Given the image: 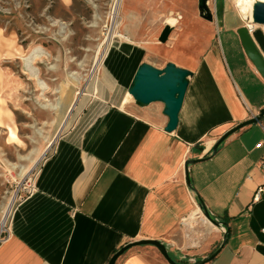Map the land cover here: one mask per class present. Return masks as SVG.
<instances>
[{
	"label": "crops",
	"instance_id": "obj_1",
	"mask_svg": "<svg viewBox=\"0 0 264 264\" xmlns=\"http://www.w3.org/2000/svg\"><path fill=\"white\" fill-rule=\"evenodd\" d=\"M213 17L216 32L201 57L198 48L181 45L171 61L193 74L175 130L165 131L156 102L109 108L78 135L59 140L8 218L0 264H108L130 242L155 240L168 248L177 234L183 251L197 253L178 262L195 264L219 248L224 232L222 249L207 264H264V147L256 148L264 142V116L211 155L226 131L264 109V80L236 33L249 28L247 20L222 0H215ZM138 51L125 41L112 54L129 62ZM109 69L129 88L136 70ZM201 157L188 166L193 193L184 164ZM198 199L226 223L217 234L201 220ZM188 220L194 233L183 224ZM160 256L153 246H135L115 264H167Z\"/></svg>",
	"mask_w": 264,
	"mask_h": 264
},
{
	"label": "rangeland",
	"instance_id": "obj_2",
	"mask_svg": "<svg viewBox=\"0 0 264 264\" xmlns=\"http://www.w3.org/2000/svg\"><path fill=\"white\" fill-rule=\"evenodd\" d=\"M116 1L0 0V220L4 205L15 195L8 222L59 140L78 135L101 113L120 107L128 88L118 85L110 64L121 72L135 71L141 63L161 69L181 45H193L201 57L216 32L214 21L198 16L197 0H119L114 21L139 51L137 61H118L112 49L125 40L110 38L109 49L103 51ZM222 1L233 10L231 0ZM208 8L215 16V0H208ZM168 21L176 26L174 36L163 39ZM101 55L96 75L89 77ZM62 85L67 99L59 119L44 105L56 102ZM214 233L208 231V237ZM167 244L176 262L197 256L181 249L180 234Z\"/></svg>",
	"mask_w": 264,
	"mask_h": 264
},
{
	"label": "water",
	"instance_id": "obj_3",
	"mask_svg": "<svg viewBox=\"0 0 264 264\" xmlns=\"http://www.w3.org/2000/svg\"><path fill=\"white\" fill-rule=\"evenodd\" d=\"M198 16L207 22H213L214 17L210 9L208 8V0H197ZM251 24L255 27H264V2L257 1L253 4ZM242 48L253 65L256 72L264 80V33L259 28H246L242 26L236 30ZM192 72L180 68L169 62L161 69L147 65L143 74L135 84L133 88V96L140 106H147L151 103H161L163 105V114L167 118L165 125L166 132H172L175 130L178 123V114L182 107L183 100L188 88L189 79L192 77ZM264 116V109L259 110L256 116L237 124L228 131H226L212 147L211 155H214L218 147L232 134L243 129L244 127L256 124ZM205 158H197L195 160H188L184 164L185 180L188 188L191 189L188 178V166L194 163L202 162ZM201 209V207H200ZM203 217L212 226L219 228L220 226L226 227V223L215 220L204 209L202 210ZM226 239V232L223 234L222 243L219 248L212 252L208 258H206L200 264H207L213 260L216 255L222 249ZM153 246L157 249L162 258L167 264H182L174 261L168 253V250L164 244L155 240H139L130 242L121 248H119L110 258L108 264H115L116 260L123 255L128 249L135 246ZM186 264V263H185ZM189 264V263H187Z\"/></svg>",
	"mask_w": 264,
	"mask_h": 264
},
{
	"label": "bare ground",
	"instance_id": "obj_4",
	"mask_svg": "<svg viewBox=\"0 0 264 264\" xmlns=\"http://www.w3.org/2000/svg\"><path fill=\"white\" fill-rule=\"evenodd\" d=\"M257 1L264 2V0H231L233 9L236 12H238L244 19L247 20V26L252 28V29H253V25L250 22L251 15H252V7H253V4ZM118 6H119V0H117L115 2V5H114V9H113V13H112L113 16L111 18V29L109 31L110 37L106 38L104 41V43H105V48L103 50L104 52H106L109 49V46L111 44L110 38L116 37V38H121L125 41H129L128 38L124 37L123 35H121L119 33L120 28H121L120 23H116L114 21V19H115L114 15L116 14L115 11L117 10ZM170 17H172V16H170ZM167 26H168L169 31L166 32V35H162V38L163 39H165V38L166 39L167 38L172 39L174 36V31H175L173 29L176 28V26L172 25V23L169 21L167 22ZM103 58H104V56L101 55V57H96L94 59L93 66H92V69L90 71L91 75H89V77H91V76L93 77L94 75H96L98 67H99ZM147 65L148 64L141 63L139 65V67L137 68V70L134 74V77H133V81H132L131 85L129 86V88L127 89L126 94H125V96H124V98L120 104V108H123L127 105H135V106L140 107V105L138 104V102L136 101V99L133 96V88H134L135 84L137 83V81L139 80V78L141 77V75L143 74ZM58 94H59V97L57 98L55 103L44 105V107L51 109L54 112V115L57 116L59 119H61L62 118V110L64 108V105H65V102L67 99L66 88L64 85L60 86ZM65 120L66 119H63V125H64ZM14 199H15V195H12L8 199L7 203L4 205L3 215H2V218L0 220V226L1 227H4L6 225L8 213L10 211L12 203L14 202ZM201 220H203L207 226L210 225L209 222L202 215H201ZM183 224H184V226H187L189 228L190 233L195 232L194 220H188L186 222L184 221Z\"/></svg>",
	"mask_w": 264,
	"mask_h": 264
},
{
	"label": "built area",
	"instance_id": "obj_5",
	"mask_svg": "<svg viewBox=\"0 0 264 264\" xmlns=\"http://www.w3.org/2000/svg\"><path fill=\"white\" fill-rule=\"evenodd\" d=\"M262 147H264V142H259L256 144V148H262ZM261 166L264 168V160L261 163ZM24 189H26V188L24 187ZM27 193H29V190H27ZM4 231H5V229L4 230L0 229V239H1V237H2L1 235ZM189 264H191V263H189Z\"/></svg>",
	"mask_w": 264,
	"mask_h": 264
},
{
	"label": "trees",
	"instance_id": "obj_6",
	"mask_svg": "<svg viewBox=\"0 0 264 264\" xmlns=\"http://www.w3.org/2000/svg\"><path fill=\"white\" fill-rule=\"evenodd\" d=\"M198 203H199V205H200V207H201V209L202 210H204V207H203V205H202V202H201V199H198ZM115 253V252H114ZM212 253V252H211ZM210 253V254H211ZM209 254V255H210ZM209 256H207V258H208ZM205 259H203V260H197L196 262H195V264H200V263H202L203 261H204ZM186 264H187V262H185Z\"/></svg>",
	"mask_w": 264,
	"mask_h": 264
},
{
	"label": "flooded vegetation",
	"instance_id": "obj_7",
	"mask_svg": "<svg viewBox=\"0 0 264 264\" xmlns=\"http://www.w3.org/2000/svg\"><path fill=\"white\" fill-rule=\"evenodd\" d=\"M182 264H185V263H182Z\"/></svg>",
	"mask_w": 264,
	"mask_h": 264
}]
</instances>
